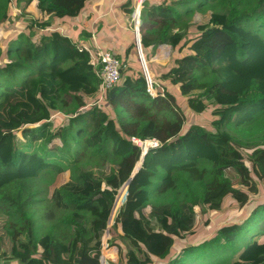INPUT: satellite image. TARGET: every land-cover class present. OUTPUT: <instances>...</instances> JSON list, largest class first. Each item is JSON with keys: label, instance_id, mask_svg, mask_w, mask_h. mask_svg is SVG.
<instances>
[{"label": "trees", "instance_id": "trees-1", "mask_svg": "<svg viewBox=\"0 0 264 264\" xmlns=\"http://www.w3.org/2000/svg\"><path fill=\"white\" fill-rule=\"evenodd\" d=\"M87 1L37 0V7L47 18L62 20L76 17ZM152 2H143L138 17L156 95L147 91L133 40L126 53H134L136 67L128 57L112 54L121 65L120 80L103 93L102 102L93 100L101 79L90 49L51 29L48 20L38 23L47 34L37 42L22 33L0 49V264H101V257L106 264L116 255L103 252L116 199L110 225L129 242L124 243L126 262L164 264L177 242L196 229L198 206L204 213L220 210L227 198L246 203L247 194L257 191L256 182L264 183V146L249 151L247 164L228 127L264 126V11L258 12L264 0L173 1L184 13ZM135 5H126L128 14ZM11 7L10 0H0V24ZM205 13L207 22L199 24ZM183 16L188 20L179 29ZM130 17L125 22L132 26ZM246 17L250 25H235ZM149 22L162 24L160 39L147 37ZM161 46L171 47L172 56L168 65L156 63L164 67L157 76L150 59ZM168 50L161 48L157 56H167ZM175 95L185 97L192 112L213 108L218 119L212 129L195 123L184 128L186 116ZM56 112L67 116V125L55 127ZM132 139H155L159 147L147 151L125 189L142 155ZM85 157L104 162L100 175L89 166L53 190L52 207L66 215L40 233L36 208L30 212L37 193L29 192L28 181L44 171L63 174ZM229 172L239 178L240 188ZM257 220H263L259 234L233 264H264V203L244 221L217 230L223 248L208 241L187 246L182 256L195 249L225 250ZM106 245L123 255L112 236ZM182 256L167 264H178Z\"/></svg>", "mask_w": 264, "mask_h": 264}, {"label": "rangeland", "instance_id": "rangeland-1", "mask_svg": "<svg viewBox=\"0 0 264 264\" xmlns=\"http://www.w3.org/2000/svg\"><path fill=\"white\" fill-rule=\"evenodd\" d=\"M28 0H10L11 9L8 10V19L0 24V49L4 50V47H7L9 43L16 42L20 34L24 33L28 38V41L37 42L42 34H47V31L41 29L38 26V23H42L46 20L49 21V27L54 30H59L61 34L70 38L77 45L84 44L85 47L89 45L88 39L91 35L96 34V37L92 40L97 39L98 48L101 51L111 52L113 54L119 53L125 54V50L128 44L133 40L135 43V34L133 31V26H129L130 22L125 23L126 20L129 19V16L132 17V14H128V10H125L126 5L130 4L132 0H89L85 3V6L80 11V13L74 18H64L62 20L52 18L49 19L44 16L43 12L37 7V0H30L31 3H27ZM152 3H163L164 5H171L178 8L182 13L185 12L184 6L174 5L172 2L176 0H150ZM201 2V1H200ZM136 4V3H135ZM198 4V3H197ZM196 4V5H197ZM211 4V3H210ZM209 4V5H210ZM207 5V8H209ZM28 6V7H26ZM264 11V7L260 8L258 12ZM138 14V11L136 12ZM141 14V9H140ZM143 14V12H142ZM131 22H132V18ZM136 19L137 16L135 15ZM198 23L203 24L206 23L208 14H201L198 16ZM188 19L183 16L180 20L179 29H182L185 25V21ZM234 24V22L232 23ZM251 17H246L242 19L235 20V25H250ZM146 28L151 31L147 34V37L156 40L161 37V28L162 24L160 23H146ZM192 30H195L192 27ZM81 47V46H79ZM168 55L158 58V61L161 62L162 65H168L170 58L172 56L171 47L167 46ZM98 49V50H99ZM92 61H94L93 57H91ZM69 64L64 65L63 67H68ZM140 66V63H139ZM153 73L159 76L160 73L164 71V67L162 68L160 65H153ZM3 68V65H1ZM141 72H142V67ZM143 74V72H142ZM143 78L145 79L144 75ZM146 81V80H145ZM178 92V91H177ZM103 93L99 92L94 96V99H98L100 102L103 101ZM176 96V95H175ZM179 97V107L183 111V114L186 116V121L184 124V128H186L189 124L195 123L205 127L208 130L212 129V122L217 120L218 118L213 114V108L208 107L203 113H195L190 111L183 100L185 97ZM182 98V99H181ZM92 99L89 98V101ZM52 120L54 121L55 127L59 125H67L69 119L67 116L62 113H54L52 114ZM264 122V119L262 120ZM262 126L261 122H256L251 128H245L244 126L240 129H235L230 124L228 127L231 131V136L234 144L240 146L244 155L245 162L248 164V154L249 151L257 146H264V126ZM138 146L140 143L138 141H133ZM57 143V141H55ZM81 163L79 165L73 167L69 171L53 175L51 172L44 171L40 173V175L28 181V186L31 187V192H36L35 196L36 203L30 209V212L36 208L35 215L37 216V223L39 224L38 230L40 233L45 232L50 226L55 225L59 222V219L64 218L66 215L63 211L56 210L53 206V202L51 199V195L53 190L60 187L65 182L71 181L81 173L88 170L89 166L93 168V171H96V174L100 175V171L103 168L104 162L98 161L97 159H90L88 157L82 158ZM96 164V166H94ZM94 166V167H93ZM99 170V171H98ZM46 172V173H45ZM228 177L230 178L231 183L234 187L240 188V181L233 172L228 173ZM257 191L256 193L247 194L248 199L246 203H241L240 200H231L227 198L225 202H223L220 210L218 211H207L201 212L200 207L196 208L198 217V223L196 224V229L190 231L187 235H185V240H180L177 242L178 248L173 249L174 251L171 253L168 258L167 263H172L175 259L177 260L179 256L183 255L181 252L187 246L199 245L203 242L210 241L211 247H216L217 249H221L224 247L223 239L221 236H217L216 232L222 226H230L233 225L234 222L244 221L251 213V211L257 206L264 203V183L256 182ZM8 192V191H6ZM52 210L48 218L46 217L47 213ZM120 208L116 210L115 217L118 214ZM50 218V219H49ZM113 219V222H114ZM112 222V224H113ZM263 223V220H257L251 225V229L245 232H239L238 235L233 239L231 245L225 250L215 252L209 249H195L185 256H182L181 260L178 264H233L236 261L237 256L240 252L251 242L253 236L259 234V227ZM110 222H107V230L108 237L107 240L112 236L113 240L116 241L117 244L120 245L123 250V255L118 252V248L115 246H111L107 248V245H104L105 234L103 238V250L114 251L115 257L114 259H107L106 264H128L126 262L125 251H124V243H129L126 239L125 241L122 238L120 231L111 228V234L109 231ZM112 226V225H111ZM196 239V240H195ZM106 240V241H107ZM195 240V241H194ZM220 247V248H219ZM103 255V253H102ZM151 264H159L157 262H151Z\"/></svg>", "mask_w": 264, "mask_h": 264}, {"label": "built area", "instance_id": "built-area-1", "mask_svg": "<svg viewBox=\"0 0 264 264\" xmlns=\"http://www.w3.org/2000/svg\"><path fill=\"white\" fill-rule=\"evenodd\" d=\"M86 50L88 51V49ZM90 57H93L94 62L100 66V70H99L100 71L99 77L101 79L100 92L104 93L112 89L120 80V70H121L120 62L111 53L101 50H95L94 54H90ZM148 80L150 86L147 85V91L151 95H156V89L153 88L154 83L152 82L150 77ZM133 141H138L140 145L138 146ZM132 142L136 146L141 148L142 153H147L149 149L159 147V142L155 139L147 140V141H139L137 139H132Z\"/></svg>", "mask_w": 264, "mask_h": 264}, {"label": "water", "instance_id": "water-1", "mask_svg": "<svg viewBox=\"0 0 264 264\" xmlns=\"http://www.w3.org/2000/svg\"><path fill=\"white\" fill-rule=\"evenodd\" d=\"M144 1H145V0H140V1H139V0H136V5H135V7H134V9H133V14H132V17H131V18H132L133 31H134V34H135V44H136V50H137L138 60H139L140 66L142 67V72H143V75H144V77H145V79H146L147 85L150 86V83H149V80H148L150 76H149L148 68H147V66H146V62H145V60H144V56H143V53H142L141 44H140V33H139V17H138V15L140 16L141 5L143 4ZM137 10H138V14H137V18H136V20H135L134 15H135V13L137 12ZM145 154H146V153H142V155H141V157H140V160L138 161V164L136 165V167H135L133 173L131 174L129 180L127 181V183H126L125 186H124L125 189H127V187H128V185H129V182H130L131 178H132V177L134 176V174L137 172V170H138V168H139V166H140V164H141V161L143 160V157H144ZM124 187H123V188H124ZM116 202H117V199H116V201H115V203H114L113 210H112V212H111V215H110V217H109L108 222H110V220H111L112 217H113ZM107 228H108V227H107ZM106 237H107V230L105 231V241H104V245L106 244V240H107ZM102 256H103V255H102ZM101 264H103V263H102V257H101Z\"/></svg>", "mask_w": 264, "mask_h": 264}, {"label": "crops", "instance_id": "crops-1", "mask_svg": "<svg viewBox=\"0 0 264 264\" xmlns=\"http://www.w3.org/2000/svg\"><path fill=\"white\" fill-rule=\"evenodd\" d=\"M133 1H135V3H136V0H132L131 1V3L133 2ZM126 23V22H125ZM96 37V34H93V35H91L90 36V38H92V39H94ZM90 40V39H88L87 38V40H88V44L89 45H87V47H85L86 45H85V43L84 44H80L79 46H83V47H85V48H89L90 50H88V54L90 55V54H94V52H95V50H98L99 48H98V43H97V39L96 40ZM134 40H135V38H134ZM152 40V39H151ZM131 43V42H130ZM130 43L128 44V46H127V48L129 47V45H130ZM126 48V49H127ZM99 50H101V49H99ZM103 51V50H102ZM127 51L125 50V54H122V58H125V57H128L129 58V63H132L133 62V59H134V53H128V55H127V53H126ZM135 52H136V56L138 57V55H137V50H136V44H135ZM158 52H159V47L156 49V51H155V54H154V56L150 59V63H151V67L153 66V65H157L156 63H161V62H159L158 61V58L160 57V56H157L158 55ZM111 53V52H110ZM111 54H113V53H111ZM115 54H118V55H120L119 53H115ZM121 56V55H120ZM133 66L134 67H136V65H135V63L133 62ZM153 68V67H152Z\"/></svg>", "mask_w": 264, "mask_h": 264}, {"label": "bare ground", "instance_id": "bare-ground-1", "mask_svg": "<svg viewBox=\"0 0 264 264\" xmlns=\"http://www.w3.org/2000/svg\"><path fill=\"white\" fill-rule=\"evenodd\" d=\"M136 14V13H135ZM135 16V15H134ZM163 47H167V46H161V47H159V51H160V49L161 48H163ZM125 188V187H124ZM111 227V225L109 226V228Z\"/></svg>", "mask_w": 264, "mask_h": 264}]
</instances>
